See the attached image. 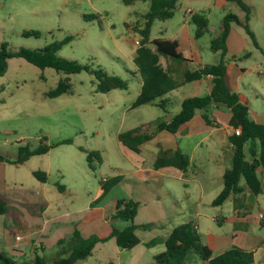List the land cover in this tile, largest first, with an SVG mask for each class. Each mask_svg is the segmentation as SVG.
Instances as JSON below:
<instances>
[{"label":"rangeland","instance_id":"1","mask_svg":"<svg viewBox=\"0 0 264 264\" xmlns=\"http://www.w3.org/2000/svg\"><path fill=\"white\" fill-rule=\"evenodd\" d=\"M243 1L250 7L248 23L259 47L252 43L241 26L232 23L225 59L228 63L235 60L234 64L242 70L237 89L249 98L252 112L259 114L264 109V0ZM176 3L177 8L170 19L152 23L149 40L177 33L183 38L187 29L192 35L194 26L189 12L201 13L208 19V31L198 39L199 44L205 56L209 55L208 63H215L218 56L208 49L209 38L220 31L227 13L243 19L244 11L230 0H176ZM148 4L149 0H131V3L124 0H0V43L7 42L11 49H35L71 36L59 49L60 57L89 63L128 80L127 89L100 93L95 91L94 76L86 71L65 74L52 68H38L18 57L7 60L6 70L0 75V152L13 160L19 145L28 144L33 149L39 144L71 139V143L55 146L45 154L33 155L22 164L0 163V196L25 217L18 225L13 221L12 213L0 216V228L5 227L4 234L0 233V251L12 256L18 264L32 260L35 249H30L29 244L25 254L17 257L7 251L5 242H10L16 233L25 235V228L30 226L29 215L41 224L44 219H50L52 225L55 222L51 223L52 218L69 213L68 216L60 215L64 223L57 221L58 227L51 226L49 233L33 236L44 248L40 249L37 244L36 252L50 262L58 257L62 247L65 251L70 246L69 242L58 246L56 234L68 240L66 235H71L75 228L83 237L102 229L108 223L115 200L121 197L136 198L140 202L135 224L158 222L160 225L153 230H136L142 242L151 236L165 235L172 227L192 219L198 221L201 241L208 243L209 248L212 249L219 239H226V247H251L256 261L253 264H264V248L260 246L264 245V219L261 216L258 219V213H264V192L258 195L248 192L236 201L228 199L221 206H212L210 202L220 188L214 175L217 166L212 165L210 174L204 169L202 174L196 168L185 175L189 179L188 198L183 193L186 187L171 180L177 202L170 204L171 198H166L165 207H155L154 200L148 198L152 190L141 180L147 177L136 171L138 155L131 151L127 153L128 149L118 141L120 132L138 127L151 132L158 119L165 120L169 116L152 105L131 108L139 91L132 59L138 47L135 41L141 40V35L132 28L142 24L140 15L147 10ZM23 30H38L40 35L25 37L21 35ZM246 53L249 55L243 57ZM163 59V56L159 57L160 62ZM63 78L69 79L71 92L46 97L45 93ZM178 108L179 105H173L171 112ZM207 149L217 151L212 143L198 151ZM92 150L99 153L101 162L94 157L88 161L87 155ZM141 155L150 161L151 152L144 149ZM230 166L231 163L228 168ZM34 170L45 172L48 181H38L32 174ZM258 173L264 178L263 171L258 169ZM113 177L117 182L105 185L106 193L94 202L101 190V179ZM57 183L65 189L58 191ZM238 203L248 214V219L241 223L233 222L232 209ZM40 205L49 208L42 213ZM196 205H199L198 209ZM95 207L98 210H92ZM216 215H222L226 220L219 225L213 219ZM220 234L223 236L219 239L215 237ZM163 250V243L152 247L141 243L130 250H121L110 238L97 243L89 257L75 264H106L109 261L155 264L153 255ZM183 264L207 263L191 251Z\"/></svg>","mask_w":264,"mask_h":264},{"label":"trees","instance_id":"2","mask_svg":"<svg viewBox=\"0 0 264 264\" xmlns=\"http://www.w3.org/2000/svg\"><path fill=\"white\" fill-rule=\"evenodd\" d=\"M236 3L243 11L244 17L240 19L236 14L227 13L223 20L221 29L212 35L209 40L210 50L218 53V59L213 64L204 65L195 70L183 69L179 72L180 65L187 60L177 51L178 42L175 39L154 38L149 40L150 29L155 20L164 21L170 19L177 8L176 0H149L147 10L140 16L142 24L133 26V30L141 35L138 47L135 50L133 63L136 66L134 73L141 81L138 95L131 104V108L141 105H152L160 108L163 112H168L167 94L177 89L185 83L210 77L212 86L205 95L190 96L182 99L180 109L175 114L155 122V129L149 132L145 127L120 132L117 135L118 141L129 150L139 153L143 144L150 140L156 131H168L176 133L184 126L195 114V111H203L202 117L206 124L213 122L207 114V110L213 105H223L230 111L229 125L233 129H240L238 135L232 132L228 136V141L233 147L231 166L224 170L221 176L222 188L212 199V206L222 205L228 198L236 193H240L243 187L240 181H244V186L254 195L264 191V178L259 176L258 169L264 172V124L253 121L248 115V107L239 100L238 94L233 91L227 82L226 70L227 61V36L231 28V23L241 26L245 33L250 37L252 43L258 46L254 32L249 26L250 7L243 0H230ZM131 3V0H124ZM86 18H88L86 16ZM190 21L194 25V37L199 38L208 31V19L201 13H192ZM22 36L38 37V30H23ZM71 36H67L61 41H53L41 48L29 49L19 47L11 49L7 42L0 43V75L4 74L7 67V60L11 57H18L26 60L38 68H52L57 72L65 74L79 73L86 71L95 78V91L107 93L114 89H127L128 80L118 75L108 74L100 67L94 68L89 63H80L76 60L60 57L58 51L61 46L69 41ZM163 56L166 61L174 63L163 67L159 57ZM71 92V83L68 78L60 79L57 85L47 91L45 96L54 98L64 93ZM41 140H43L41 138ZM71 139H64L54 144H39L31 149L28 144L19 145L16 158L8 159L0 152V163L8 162L22 164L33 155L47 153L50 149L60 144H69ZM94 157L101 162L97 151H90L87 155L88 161ZM188 156L179 149L165 150L159 148L153 161L154 169L171 166L182 171L187 169ZM33 176L40 182H46L48 176L41 170H34ZM117 178L101 180V194L94 200L98 202L106 193L105 185H113ZM58 189L62 185L57 184ZM9 209L6 198L0 196V215L5 214ZM139 202L130 198H118L114 202V209L109 216L108 223L98 232L88 237H82L78 229H74L68 237L69 249L58 253V257L52 261H47L39 253H35L30 261L23 264H74L92 254L97 243H102L113 238L117 247L123 250H130L140 243L136 230H148L155 225L135 224L134 218L138 214ZM264 218V213H262ZM217 219V218H216ZM221 222H219V225ZM66 238L57 241V245L65 243ZM163 243L164 250L154 255L155 264H183L189 252L196 253L208 264H251L253 262V251L242 249L232 245L217 255H212L211 249L201 241L196 223L189 220L174 226L165 237L154 236L144 244L147 247ZM64 254V255H63ZM0 264H18L16 260L0 251ZM106 264H118L109 261Z\"/></svg>","mask_w":264,"mask_h":264},{"label":"crops","instance_id":"3","mask_svg":"<svg viewBox=\"0 0 264 264\" xmlns=\"http://www.w3.org/2000/svg\"><path fill=\"white\" fill-rule=\"evenodd\" d=\"M189 13L191 16L192 12H189ZM242 17H244V16H242ZM239 18L241 19V17H239ZM231 31H232V27L230 28V31H229L228 36H227V47H228L229 38H230L231 33H232ZM201 37H199V38L194 37V29H193L192 35H190L189 30L187 29V33H186L185 37H183V38L180 37L178 35V33L174 34L172 36L161 37V38L177 40V42H178L177 51L187 60L186 62H183V64L180 65L181 68L179 69V72H181L184 69V67H188L187 70H195V69L203 67L204 65L213 64V63H208L209 55L207 57L205 56V54L202 50V46L199 44L200 40H198V39H200ZM209 40H210V38H209ZM208 49L210 50L209 42H208ZM216 55L218 56V53H216ZM248 55H249V53H246L243 55V57H247ZM217 59H218V57L215 60L217 61ZM171 62L174 63L173 61H170V60L166 61V59L164 58L163 62H160V63L163 65V67H166L167 65L172 64ZM234 63H235V60H232V63H227V70H226L227 82L230 85L231 89L238 94L239 100L242 103H245L247 105L249 117L257 123L264 124V109H262L259 114H257L256 112H252V110L250 109V107L248 105L249 104V98L245 94L238 91V89H237V86L239 84L238 79H239V76H240V73L242 72V70L239 67H237V65ZM263 74H264V71H263ZM234 80H236V81H234ZM138 81H139V90H140L141 81L139 79H138ZM211 86H212L211 78L207 76V77L201 78L199 80H195V81H192L189 83H185V84L181 85L180 87H178L177 89L171 91L169 94H167L168 112L166 114L169 115L168 117H170L171 115L178 112V110L180 109V103H181L183 98L190 97V96L205 95L210 91ZM138 93H139V91H138ZM138 93H137V95H138ZM261 97H263V95H261ZM173 105H177V106L179 105V108L174 113L171 112ZM202 113H203V111H201V110L195 111L194 116L184 126H182L176 133H170V132L164 131V130L156 131L155 134L153 135V137L143 144L141 151L139 153H136L138 155L137 157H139V158H135L136 159V161H135L136 171H137V173H139V172L143 173L147 177V178H141V180L144 181L148 185V187L152 190V192H151L152 195H151V197H148V198L154 200L155 207H165L166 198H171L170 204L175 205V203L177 202L173 196V190L171 188V183H170L171 180H175L176 182L181 183V185H183V188L186 187L185 190L183 189L184 190L183 193H184L185 197L188 198V195L190 194L187 191L189 179L185 178V175H187L189 173V171L191 172L196 168L199 170V172L201 171L202 174H204L203 169L206 170L207 173H209V172L212 173L213 172L212 171L213 170L212 165H216L217 166L216 169L218 171L217 172L214 171V175H215V178H217V182H219V184H220V188L218 190L219 191L221 190V188H222L221 176H222L224 170L228 168L229 163H231L232 154H233V147L230 144V142L228 141V136L231 135L233 132L232 131L233 128L228 123L229 117H230V111L228 108H226L225 106H223L221 104H219V105L213 104L207 110V114L209 115L210 119L213 122L211 125H208L205 123V121L202 117ZM211 143L213 144V146H215L217 148L216 152L210 151L208 149L206 151H203V152L198 151L199 148L207 146ZM159 148H162L165 150L179 149L182 153H184L185 155L188 156L189 163H188L187 169L185 171H182L180 169H177V168L171 167V166L160 167L158 169H154L152 164H153V161H154V159L158 153ZM144 149L148 150V152H151L150 161L148 159H144V157L141 155V153L144 152ZM128 151L129 152H127V153H130L131 150L128 149ZM131 152H133V151H131ZM133 153H135V152H133ZM192 173H194V172H192ZM105 179L106 178H102L101 180H105ZM195 180L192 179V181H195ZM47 181H48V179H47ZM242 182H243V184H242ZM42 183H45V182H42ZM240 185L243 187V190L240 193L234 194L233 196H231L228 199H232L233 201H236V200L240 199L246 193L250 192L244 186L243 180L240 181ZM56 188L58 189V186H56ZM64 189H65V187H64V185H62V189H60V190L58 189V191H63ZM101 192H102V189L97 192L95 197L97 198L101 194ZM262 192H264V191H262ZM121 198H126V197H121ZM133 200L138 201V199H136V198ZM139 204H140V202H139ZM236 204H234L233 209H232L233 215H234L233 222L241 223V222L246 221L248 219V214L245 213V209H242V205H240L238 203V205L235 206ZM198 206L199 205H196L195 208L198 209L197 208ZM219 206H221V205H219ZM48 208H49L48 206L40 205V209L42 210V213H43V211H45ZM92 210L96 211V210H98V208L95 207V208H92ZM8 212L13 214V217H14L13 221L15 224L19 225L22 222V220L25 219V217L21 216V212L19 210H14L13 208H11L10 205H9L8 211L5 214H7ZM262 213L263 212L258 213V219ZM5 214H3V215H5ZM195 214H198V212H196ZM60 215L52 218L51 223L55 221L54 223H52V225L49 222L50 219L49 220L44 219V223L41 224V223L37 222L36 220L32 219V217H33L32 215H29V217H30L29 218V221H30L29 225L30 226L28 228H25L27 230V231L25 230L26 231L25 235H23V234L20 235L19 233L14 234V237L10 242H5V246L7 248V251L9 253H11L13 256H17V257L23 256L26 252L25 248L29 244H30V249H33V248L35 249L34 254L36 253V249L38 247L37 244H39L40 249L44 250L41 242L39 240L34 241L33 236L34 235L44 236L45 234L49 233L50 232L49 228L51 226L58 227L57 225H59V224H56V223H59V222H57V221L64 223L63 221H61L60 217L61 216H68L69 213L62 214L61 216ZM0 216H2V215H0ZM91 217H93V214L91 215ZM91 217L89 219H91ZM213 219L215 220V222L217 224H219V222H221V224H222L226 220V217H224L222 215H216L215 217H213ZM262 219H264V218H262ZM190 220H192V219H190ZM193 221L196 223L197 229H198V231L202 237V233L200 232V227H199L198 221L197 220H193ZM147 223H151V224L155 225L154 227H152L151 229H148V230H153L154 228H157V226H160L159 224H157L158 222H146V223H140V224H147ZM4 228L5 227L2 225L0 228L1 234H4ZM138 230H142V229H138ZM98 231H96V232H98ZM168 233H169V231L165 235H162L160 237H165ZM235 234H234V236H235ZM80 235H81V233H80ZM16 236H20L21 239L19 241H16L15 240ZM66 236H70V235H66ZM222 236H223L222 234H220L219 236L215 235V237L218 239H219V237H222ZM153 237L154 236L149 237L144 242H142L140 240L139 244L142 243L145 246L144 243ZM55 238H56V241H58L59 239L66 238V237L56 234ZM65 243H68L67 240L65 241ZM65 243H63V244H65ZM63 244L58 245V246L61 247V246H63ZM139 244H137V245H139ZM206 244L208 246H210L208 243H206ZM226 244H227L226 239H224L223 241H221L219 239L217 243H214L212 249L210 247V249L212 251V255H217V254L221 253L222 251H224L226 248L230 247V246L226 247ZM14 245H16L17 248H14ZM136 246H134V247H136ZM260 246H263V248H264V245H260ZM240 248L253 251V262L251 264L256 263V261L254 259V250L251 247H240ZM121 250H123V249H121ZM60 251H61V249L58 251V253ZM263 260H264V258H263ZM79 261H81V260H79ZM257 264H260V263L257 262Z\"/></svg>","mask_w":264,"mask_h":264},{"label":"built area","instance_id":"4","mask_svg":"<svg viewBox=\"0 0 264 264\" xmlns=\"http://www.w3.org/2000/svg\"><path fill=\"white\" fill-rule=\"evenodd\" d=\"M135 44L138 45L139 42L136 40V41H135ZM232 131H233L234 134H236V135H238V134L240 133V129H239V128H237V129H233ZM260 216L262 217V214H261ZM20 239H21L20 236H16V237H15V240H16V241H19ZM14 247H16V245H14Z\"/></svg>","mask_w":264,"mask_h":264}]
</instances>
